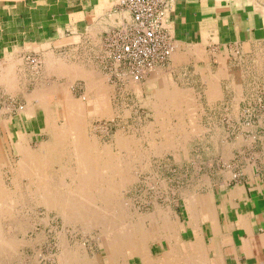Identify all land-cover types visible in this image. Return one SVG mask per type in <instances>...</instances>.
Instances as JSON below:
<instances>
[{"label":"rangeland","instance_id":"rangeland-1","mask_svg":"<svg viewBox=\"0 0 264 264\" xmlns=\"http://www.w3.org/2000/svg\"><path fill=\"white\" fill-rule=\"evenodd\" d=\"M177 51L179 50L175 44L169 61L152 69L150 75L139 82L128 78L118 79L110 73L103 45L95 59H88L83 55L72 57L63 50L53 52L65 67L63 69L61 66L62 69L56 71H48L44 66L45 58L27 55L14 61V65L11 62L9 67L5 66L6 73L12 69L9 72L16 77L14 89L9 88L13 83L8 85L4 79L6 75L1 72L3 62L0 60V137H6L12 147L16 140L17 124L21 122V115L25 114L26 95H33L32 99L44 102L45 109L47 106L50 108L54 113V121L58 124L57 131L65 116L58 90L67 89L71 99L81 104L86 111L85 136L97 141V147L110 149L116 165H121L123 178L115 176L117 188L112 201L116 208L122 207L125 212L121 220L134 222L133 224L143 223L146 227L143 226L141 231L144 230L149 236L146 248L156 260L153 259L155 264L167 263L163 257L170 248L172 233L169 232L180 231V227L189 221L193 222L194 218L199 220L201 199L203 205L216 209L222 191L238 182L242 174L264 169V42L223 50L210 49L201 51L199 56L193 54L194 49L189 45L179 51L184 56L187 55L181 61L175 60L174 54ZM159 69L167 74V82L159 84V81L150 80ZM98 78H103L106 95L96 99L94 109L88 79ZM159 88L162 89L161 92ZM33 89L36 91H32ZM38 89L43 96H40ZM174 90H180L178 94L181 96L177 101L174 100L176 107L167 98ZM20 106L23 108L20 109ZM103 108L106 116L95 112ZM39 116L40 126H43L41 111ZM38 131L37 128L36 132ZM122 135L129 139V147L116 144V136L119 138ZM48 136L44 129L39 135L27 138L36 155L41 152L43 142H53L51 136ZM11 152L8 155L9 165L0 164V175L5 186V190H1L6 191L4 194L8 191V196L0 197L7 202L6 207L12 213L1 215L0 212V229L6 238H12L9 242L12 247L4 251L7 255L1 253L0 264H36V261L37 264H56L59 255H54L60 253L62 237L70 246H74L75 242L81 244L90 256L103 253L101 227L91 226L89 221L83 222L74 217L62 219L63 216L56 209L47 211L34 194L36 187L30 185L25 176L15 179L12 169L18 158L13 148ZM75 155L71 153L64 156L59 153L54 156L53 162H49L46 171L51 172L50 176L55 184L58 181L71 182L66 170H76L80 157ZM92 215L95 217L99 214ZM118 215L115 212V216ZM162 215L164 219L161 218ZM85 222L88 226H83ZM171 242L177 243L173 240ZM176 249L178 254L175 253V256L180 255L182 258L183 254H189L188 256L193 257L190 255L192 247L189 245ZM128 260L129 264H140L137 256H130Z\"/></svg>","mask_w":264,"mask_h":264},{"label":"crops","instance_id":"crops-1","mask_svg":"<svg viewBox=\"0 0 264 264\" xmlns=\"http://www.w3.org/2000/svg\"><path fill=\"white\" fill-rule=\"evenodd\" d=\"M116 1L0 0L2 65L27 55L46 58L59 50L72 57L97 58L104 33L117 21V13L111 11ZM170 27L179 51L189 45L207 51L261 43L264 0H176ZM30 96H25L26 104ZM29 105L31 111L17 124L16 140L46 129L44 105L38 99ZM189 222L179 231L176 248L189 245L192 258L209 264H264V169L242 174L222 191L211 216Z\"/></svg>","mask_w":264,"mask_h":264},{"label":"bare ground","instance_id":"bare-ground-1","mask_svg":"<svg viewBox=\"0 0 264 264\" xmlns=\"http://www.w3.org/2000/svg\"><path fill=\"white\" fill-rule=\"evenodd\" d=\"M193 49H194V51H193L194 55H198V56L201 55V49H199L198 47H195ZM45 55L47 57L45 58L44 66L48 69V71H51V70L53 71V69H54V71H56L57 69L60 70L62 68L65 69L63 62L60 63V61H58L59 58L58 59L55 58L54 54H49V55L45 54ZM174 56H175V60H177V61H181L184 58H187V55L184 56L182 53H175ZM176 63H178V62H176ZM13 65H14V63H13ZM13 65H12V67H13ZM61 66H62V68H61ZM1 68H2V71L1 70L0 71L2 72V74L6 75V78H4V79L6 80L7 84L9 83L8 85H11L10 83H13V86L11 85V87H9V88L14 89L13 87H14V83L16 82V77H15L14 73L12 74L11 72H9L12 69L8 70L9 73L8 72L6 73L5 65H2ZM46 68H44V70ZM70 73H71V71H70ZM102 79H99V78H98V80L88 79V82L91 83V86L89 89H90V92L92 93L91 97H93V100H94V102L92 103L94 109H95L94 106H95L96 99H98L99 97L102 98L104 95H106V86L104 85ZM150 80L159 81L160 82L159 84H161V83H163V81L167 82L168 77H167V74H165L162 70L159 69L153 73ZM213 80L214 79H212V81ZM1 82L3 83V81H1ZM96 84H98L99 86ZM94 85H96V86L94 87ZM181 86H180V88H181ZM55 88H57V87H55ZM160 88L158 90L161 92L162 89L160 90ZM45 90H47V89H45ZM176 90H174L173 94L170 93V96L167 95L168 100L169 101L171 100L170 101L171 105H174L175 107H176V102L174 103V100L177 101L178 98H181V96L178 94L179 93L178 91H180V90H178V91H176ZM34 91H36V90H34ZM43 91H44V89H43ZM58 91L61 93V94L59 93V97L62 98L61 101L63 102V105H64V111H65L64 121L62 123V126H59L57 131H56L58 124H56L54 121L53 112L46 105L47 106V108H46L47 112L46 111L45 112L48 113L47 118H46V132L49 134V136H51V140L53 142L52 143H44L43 142L42 146H40L42 149H41V152L38 153L39 155H36L37 153L35 154V152L31 148V146L28 142L29 140L27 139L26 136H20L16 141H13L12 147L10 146V143L6 137H4V138L0 137V164L6 165V166L9 165L8 155H9V153H12L11 151L13 148V150H14L17 158H18L17 162H16V166L12 169L13 172L15 173L14 174L15 179H17L18 176H25L29 180V184L36 187V189L34 190V194L38 196V202L41 204H44L47 211L50 209H56L57 213H59L61 215V217L63 216L62 219L74 217L75 219L77 218L76 220L80 219L83 222L89 221V224L91 226H100L101 227L99 229H101L102 235H103V236L101 235L102 237L100 238L101 246L103 247V250H104L103 253H98V254H94L93 256H90L86 252V249L83 248V246H81V244L78 245V243L75 242L74 246H70V244L62 237L61 238L62 241L60 242L61 244H59L60 245L59 246L60 253L57 255H54V257L59 255L57 257L58 260L56 261V264H129L128 258L130 256L139 257L140 264H155V262L153 261L154 258H152L149 250H147V248H146V246H148L147 241L149 239V236L147 237L144 230L141 231L143 229V226H144V225H142L143 223L142 224L141 223L140 224H133L134 223L133 219H132L133 223L126 222L125 220H121V217L123 218V215H125V212L122 210V207L119 209L116 208L114 206L115 203H113V201H112V199L114 198L113 195L115 193V189L117 188L115 186V183H114L115 176L119 175V178H121L123 176L122 175L123 170H122V168H120L121 165H120V167H118L116 165V163L114 162V155L109 151L110 149L107 150V147H97L98 146L96 144L97 141L95 142V140H89L87 138V136H85V133H84L85 132L84 114L86 111L83 109V106H81V104L77 103L75 100L71 99L67 89L65 90L64 88H61ZM40 94H41L40 96H43L41 91H40ZM32 96H30L28 98V103L27 104L25 103L26 105L24 104V108H25L24 112L31 111L32 107L30 106L31 104L29 105V103L32 102ZM155 97H156V95H155ZM34 99H37V98H34ZM157 100H158V98H157ZM39 102H40V99H39ZM41 104L45 105L44 102H42ZM163 106H165V104ZM19 108L22 109L23 106H20ZM95 112H98V114H100V115L102 114V116H103V114L106 113V110H105V108H103V109L97 110ZM105 116H106V114H105ZM193 132H194V130H193ZM123 135L120 136L119 138H118V136H116L117 137V141H116L117 143L116 144H118L120 147H126V146L129 147V145H130L128 143L129 139L124 138ZM88 136H90V135H88ZM167 140H169V139H167ZM168 145H170V144H168ZM59 153L60 154L63 153L64 156H68L71 153H75L76 155H79L78 157H80V159L78 160L79 162H77V163H79V165L76 167V170L74 169V172L69 170L68 168L66 170V174L67 175L69 174L71 182H66V181L59 182L58 181L57 184H55V181H53L51 179V176H50L51 172L47 173V171H46V169H47L46 167L49 164V162H53L54 156L55 155L57 156V154H59ZM76 155H75V157H76ZM72 169H73V167H72ZM12 170H10V171H12ZM124 176H125V174H124ZM125 177H127V175ZM119 180H121V179H119ZM122 180H124V179H122ZM125 180H126V178H125ZM28 185H27V187H28ZM200 185H201V183H200ZM3 186H4L3 180H2V177L0 175V196H3V195L8 196V191H7V194H4V192H6V191L1 190L3 188ZM120 186L121 185H119V187ZM191 196H192V194H191ZM124 201H126V200H124ZM188 201H191V200L188 199ZM6 203H5V200L0 197L1 215H2V213L7 214L8 212L9 213L11 212V210H9L6 207ZM11 203H12V201H11ZM2 204H3V206H2ZM199 204H200V206H202L200 208V210H198V211L202 212V213L200 212V214H199V215H201L200 218L205 216V215L211 216V214L213 213V208L211 206L209 207L207 204L203 205L202 199H201V202ZM128 208H129V206H128ZM197 209L195 208V210H197ZM115 212H117L119 215L115 216ZM165 212H167V211H165ZM93 213H94V215H95V213L96 214L98 213L99 215L94 217L92 215ZM168 213H169V211H168ZM163 215L161 216V218H163ZM13 217H14V215H13ZM171 218H172V215H171ZM138 219H140V218H138ZM64 221H65V219H64ZM165 221H166V218H165ZM66 222L68 223L69 221H66ZM163 222H164V220H163ZM196 222H198V219L194 218L193 222L190 221L189 223L191 224V223H196ZM81 224H82V222H81ZM83 224H85L83 226H88V224H86V222ZM173 224H175V223H173ZM73 225H74V223H73ZM138 225H140V227H138ZM180 228H182V227H180ZM84 229H85V227H84ZM58 233H60V231H58ZM137 233H139L138 234L139 236H137ZM169 233H172L171 234V236H172L171 240H173L174 242L177 241L179 229L177 231H173V232H169ZM63 235H64V233H63ZM6 239H8V238H6L4 236V233H2V231L0 229V255L2 252L6 254V252H4V251L5 250L7 251V248L12 247V245L11 246L9 245V244H11L9 242L12 241V238L10 240L9 239L6 240ZM171 240L169 242L170 248L167 251V253H165V255L163 257V259H165V261H167L166 264H209L208 261H203L202 258L199 259V257H197L196 259L192 258V257L188 256L189 254L188 255L183 254L182 258L179 257L180 255L175 256V253H176L175 250H178V249H176L177 243L175 242L173 244L171 242ZM6 241H8V243ZM152 241H153V239H152ZM82 245H83V243H82ZM14 247H16V246H14ZM176 254H178V253H176ZM34 255H38V254L34 253ZM161 255L162 254H160V256ZM1 257H2V255H1ZM42 257L44 258V256H42ZM34 258H33V260H34ZM30 262H32V261H30ZM32 263H34V262H32ZM35 263L37 264L38 262L36 261Z\"/></svg>","mask_w":264,"mask_h":264},{"label":"built area","instance_id":"built-area-1","mask_svg":"<svg viewBox=\"0 0 264 264\" xmlns=\"http://www.w3.org/2000/svg\"><path fill=\"white\" fill-rule=\"evenodd\" d=\"M176 0H117L116 24L103 36L107 69L118 78L141 81L165 65L174 50L170 16Z\"/></svg>","mask_w":264,"mask_h":264}]
</instances>
